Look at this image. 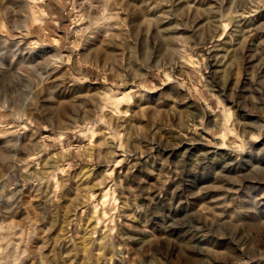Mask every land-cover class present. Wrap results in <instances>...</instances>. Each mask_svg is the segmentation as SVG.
Listing matches in <instances>:
<instances>
[{
	"label": "rangeland",
	"instance_id": "374dc122",
	"mask_svg": "<svg viewBox=\"0 0 264 264\" xmlns=\"http://www.w3.org/2000/svg\"><path fill=\"white\" fill-rule=\"evenodd\" d=\"M0 264H264V0H0Z\"/></svg>",
	"mask_w": 264,
	"mask_h": 264
},
{
	"label": "bare ground",
	"instance_id": "6f19581e",
	"mask_svg": "<svg viewBox=\"0 0 264 264\" xmlns=\"http://www.w3.org/2000/svg\"><path fill=\"white\" fill-rule=\"evenodd\" d=\"M241 18V17H240ZM245 18V17H244ZM242 20H243V18H242ZM247 20V19H246ZM241 20H239L238 22H240ZM243 22V21H242ZM242 26H244V25H242ZM85 61V60H84ZM87 61V60H86ZM82 62H83V60H82ZM84 65H86V64H84ZM136 235V234H135ZM199 239V238H198ZM199 241H200V239H199ZM202 241V240H201ZM195 242V241H194ZM198 244H199V242H198ZM119 254V253H118Z\"/></svg>",
	"mask_w": 264,
	"mask_h": 264
}]
</instances>
